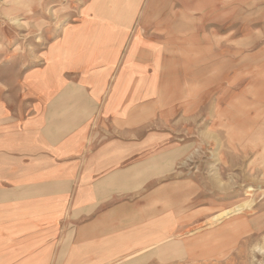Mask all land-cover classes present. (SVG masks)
<instances>
[{
	"label": "crops",
	"instance_id": "0c3cea01",
	"mask_svg": "<svg viewBox=\"0 0 264 264\" xmlns=\"http://www.w3.org/2000/svg\"><path fill=\"white\" fill-rule=\"evenodd\" d=\"M77 9L38 65L0 68V264L214 256L192 253L213 230L196 227L218 210L184 171L179 128L197 114L183 108L196 105V43L222 52L231 23L238 43L260 41L261 5L80 0Z\"/></svg>",
	"mask_w": 264,
	"mask_h": 264
},
{
	"label": "rangeland",
	"instance_id": "374dc122",
	"mask_svg": "<svg viewBox=\"0 0 264 264\" xmlns=\"http://www.w3.org/2000/svg\"><path fill=\"white\" fill-rule=\"evenodd\" d=\"M248 1L260 4L264 14V0ZM79 2L0 0V68L12 66L23 70L38 65L47 42L77 18ZM235 30L236 25L231 23L228 42L222 52L214 54L227 58L228 68L221 69L223 76L234 77V66L242 70L241 75L234 77L237 87L208 80L202 75L199 93L203 95L210 90L211 96L196 99V105L191 104L190 108L183 107L185 112L196 111L197 114L194 120L183 121L179 129L181 144L186 146L182 158L184 171L196 176L198 187L218 210L196 228L216 229L224 220H219V214L238 204L246 203V206L241 220H231L217 228L212 243L209 240L192 252L198 256L207 253L214 256L188 260L182 251L179 264H264V125L255 132L249 130L255 123V109L264 110V101L253 98L255 87L249 86L252 78L258 76L253 74L255 71H249L264 66V23L260 41L255 43H238ZM205 44L196 43L195 60L208 58ZM181 57L188 62V53H181ZM202 66L200 63L199 67ZM220 85L225 87L226 93L215 90ZM245 117L247 121L239 124ZM229 126L242 136L239 139L231 136L225 128Z\"/></svg>",
	"mask_w": 264,
	"mask_h": 264
},
{
	"label": "bare ground",
	"instance_id": "6f19581e",
	"mask_svg": "<svg viewBox=\"0 0 264 264\" xmlns=\"http://www.w3.org/2000/svg\"><path fill=\"white\" fill-rule=\"evenodd\" d=\"M102 13V12H101ZM100 13V14H101ZM99 16V15H98ZM97 16V17H98ZM95 17V18H97ZM99 18V17H98ZM206 50L205 51H208V58L207 59H198V60H195L196 61V74L195 75H192L191 77L195 80L196 82V85H195V90L194 91H191L189 97L193 98L195 97V99H199L201 97L203 98H208L211 96V91H207L205 94L203 95H200L199 93V87H200V77L202 75H206L207 76V79H211V80H214V82H224L226 83L228 86H236L237 87V81L234 82V77H237L238 75H241L242 73V70L240 68H238L237 66H234L233 67V71L235 73V76L234 77H230V76H223L222 74V70L224 67L228 68V61H227V58L225 56H222V55H215L214 53L210 52L208 50V47H204ZM191 51H192V48H191ZM181 53H188V50H183L181 51ZM244 57V56H242ZM243 59H247V58H243ZM188 63V62H187ZM185 63V65L187 64ZM200 63H203V66L200 68L199 67V64ZM199 67V68H198ZM220 67V69L218 68ZM232 70V69H231ZM230 70V71H231ZM249 69H247L248 71ZM255 71L253 74H257L258 76H256V78H252V80L250 81L249 83V86H253L255 87V91L252 95L253 98L257 99V100H262L264 101V66L263 67H253L249 72H253ZM185 76H188V74H185ZM246 76V75H245ZM191 78V79H192ZM169 82H175L176 81V78L174 77H171L169 78L168 80ZM215 90L217 91H222L224 93H226V89L224 86H218ZM239 90V88H238ZM241 90V89H240ZM239 90V92H240ZM242 92V91H241ZM168 96V95H166ZM237 99H238V95L237 97L233 100V102L237 103ZM192 107L191 105L188 106V108ZM222 111H225V109H223ZM227 114V113H226ZM264 116V110L262 109H255V112L253 114V117L255 118V123H253L250 127H249V130H252L255 132V130L257 129H261V127L264 125V118H262ZM247 117L243 118L239 124H242L244 121H247L246 119ZM233 120V119H232ZM234 121V120H233ZM261 122H263L262 125H259ZM259 126H261L259 128ZM227 128V130L229 131V134L231 136H233L234 138H238V137H241L242 134H240L236 129L232 128V127H225ZM239 139V138H238ZM235 140V139H234ZM241 141V140H240ZM239 141V142H240ZM261 145V144H260ZM264 146V145H263ZM262 146V147H263ZM261 147V148H262ZM264 149V148H262ZM263 151V150H262ZM264 153V152H262ZM245 206H246V203H242V204H238L237 206H235V208H231V209H227L225 210L223 213L219 214V216L221 215L220 219H223L219 226L217 227L218 229H220L221 227L224 226V224L226 223H230L231 220H235V221H238V220H241L242 219V216H243V211L245 210ZM32 210V209H31ZM33 211V210H32ZM30 212V210L28 211ZM22 213V212H21ZM219 218V217H218ZM217 218V219H218ZM216 220V218H214ZM218 221V220H217ZM242 222V221H240ZM223 225V226H222ZM235 225V224H234ZM216 228V229H217ZM216 229H213V230H210L207 235L205 237H203V240L200 241L196 247L198 246H202L205 245L209 240V242H213L214 238L213 236L216 235V232L217 230ZM229 229V228H228ZM227 229V230H228ZM220 231V230H219ZM229 231V230H228ZM225 232V231H224ZM223 232V233H224ZM227 232V231H226ZM211 238H210V237ZM167 241V240H166ZM211 245H214V244H211ZM216 247V246H215ZM214 247V248H215ZM218 248V247H216ZM206 249V248H205ZM202 250V249H201ZM207 250V249H206ZM197 252H200V251H197ZM196 252V253H197ZM195 253V252H194ZM201 253V252H200ZM198 254V253H197ZM132 257V256H131ZM129 258V257H128ZM126 260V259H125Z\"/></svg>",
	"mask_w": 264,
	"mask_h": 264
}]
</instances>
